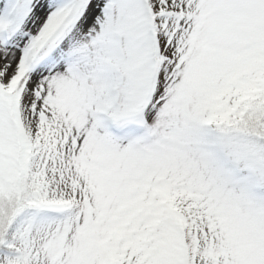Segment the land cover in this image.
Instances as JSON below:
<instances>
[{
	"label": "snow or ice",
	"instance_id": "obj_1",
	"mask_svg": "<svg viewBox=\"0 0 264 264\" xmlns=\"http://www.w3.org/2000/svg\"><path fill=\"white\" fill-rule=\"evenodd\" d=\"M0 264H264V0H0Z\"/></svg>",
	"mask_w": 264,
	"mask_h": 264
}]
</instances>
